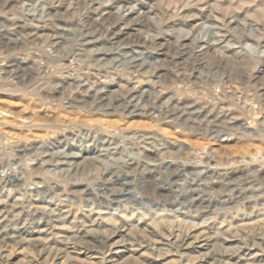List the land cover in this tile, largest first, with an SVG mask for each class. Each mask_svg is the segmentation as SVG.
<instances>
[{
    "label": "clouds",
    "instance_id": "clouds-1",
    "mask_svg": "<svg viewBox=\"0 0 264 264\" xmlns=\"http://www.w3.org/2000/svg\"><path fill=\"white\" fill-rule=\"evenodd\" d=\"M61 262L264 264V0H0V264Z\"/></svg>",
    "mask_w": 264,
    "mask_h": 264
},
{
    "label": "rangeland",
    "instance_id": "rangeland-1",
    "mask_svg": "<svg viewBox=\"0 0 264 264\" xmlns=\"http://www.w3.org/2000/svg\"><path fill=\"white\" fill-rule=\"evenodd\" d=\"M133 123H137V124H139V123H143V121H133ZM184 142H185L186 144H197V145L200 143L199 141H195V140H192V141L185 140ZM222 147H226V148H228L229 150H231V151H233V152L240 150V149L238 148V146L235 145V144L222 145ZM114 255H119V256L123 257V256L126 255V254L116 253V254H114ZM19 259H20V256H19V255L15 256V257L13 258L14 261L19 260ZM79 259H85V254H84V253H81L80 256H79ZM61 264H63V262H61Z\"/></svg>",
    "mask_w": 264,
    "mask_h": 264
}]
</instances>
